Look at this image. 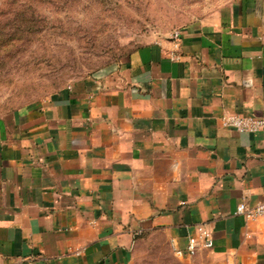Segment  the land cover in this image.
I'll list each match as a JSON object with an SVG mask.
<instances>
[{"label":"crops","instance_id":"crops-1","mask_svg":"<svg viewBox=\"0 0 264 264\" xmlns=\"http://www.w3.org/2000/svg\"><path fill=\"white\" fill-rule=\"evenodd\" d=\"M177 31L0 115V264H135L157 240L186 261L198 226V256L264 264V214L236 212L264 203V127L220 121L264 118V0Z\"/></svg>","mask_w":264,"mask_h":264},{"label":"rangeland","instance_id":"rangeland-1","mask_svg":"<svg viewBox=\"0 0 264 264\" xmlns=\"http://www.w3.org/2000/svg\"><path fill=\"white\" fill-rule=\"evenodd\" d=\"M237 1L0 0V115L38 103L117 64L137 45L170 37ZM160 241L142 244L135 264H220L197 253L182 261Z\"/></svg>","mask_w":264,"mask_h":264},{"label":"built area","instance_id":"built-area-1","mask_svg":"<svg viewBox=\"0 0 264 264\" xmlns=\"http://www.w3.org/2000/svg\"><path fill=\"white\" fill-rule=\"evenodd\" d=\"M178 31H174L170 37L177 38ZM173 57H177L173 54ZM221 125L226 128L234 129L238 132L255 133L264 127V118L255 117L251 115H243L236 112H226L221 118ZM236 212L241 214L245 219H254L264 214V203L256 204L255 206L248 207L245 203L241 202L237 205ZM213 246V240L210 232L202 226H198L194 234L190 235L187 240V245L184 252L189 255H195L199 250L209 249ZM175 252L179 255L183 253L182 250L177 249Z\"/></svg>","mask_w":264,"mask_h":264},{"label":"trees","instance_id":"trees-1","mask_svg":"<svg viewBox=\"0 0 264 264\" xmlns=\"http://www.w3.org/2000/svg\"><path fill=\"white\" fill-rule=\"evenodd\" d=\"M15 109V108H14Z\"/></svg>","mask_w":264,"mask_h":264}]
</instances>
